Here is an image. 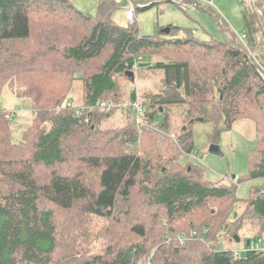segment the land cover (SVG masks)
<instances>
[{
  "label": "trees",
  "instance_id": "obj_1",
  "mask_svg": "<svg viewBox=\"0 0 264 264\" xmlns=\"http://www.w3.org/2000/svg\"><path fill=\"white\" fill-rule=\"evenodd\" d=\"M158 3L137 1L144 6L135 14ZM248 3L242 49L173 25L142 35L135 19L115 21L116 0H99L94 16L74 0H0V264H264L263 249L240 258L220 242L234 225L243 229L242 219L228 220L239 211L264 233V0ZM197 8L231 34L212 9ZM146 57L160 59L147 65L165 72L162 93L140 101L132 91L129 105L120 104L119 80ZM6 87L31 103L33 120L18 144L10 127L16 114L1 105ZM179 105L185 129L173 138ZM118 108L135 118L106 127ZM241 120L257 131L246 178L213 183L181 162L194 154L195 122L214 124L217 144ZM257 180L248 199L237 197L238 185ZM57 209L108 220L100 237L109 244L96 254L89 244L78 254L61 250Z\"/></svg>",
  "mask_w": 264,
  "mask_h": 264
},
{
  "label": "rangeland",
  "instance_id": "obj_2",
  "mask_svg": "<svg viewBox=\"0 0 264 264\" xmlns=\"http://www.w3.org/2000/svg\"><path fill=\"white\" fill-rule=\"evenodd\" d=\"M116 1L119 9L115 14V21L121 26H127L131 22L126 19V13L132 9L133 4L130 0ZM146 1L151 2L152 0ZM213 2L214 9L211 11H214L223 19L224 23L229 27L231 34L226 31L217 19V16L212 14L210 10L205 8L180 7V5H176L170 0H160L158 4L149 10L138 12L135 14V20L140 26L142 35H153L159 31V28L173 25L191 29L199 39L209 40L210 38H214L226 42L232 41L236 47L245 49L246 39L244 40L245 43L240 39L245 35L243 15L246 9L250 10L251 14L253 13L248 0H213ZM74 5L80 10L94 16L97 13L99 0H74ZM232 34L235 35V38H233ZM236 36L239 38L237 39ZM249 54L253 58L256 55L254 51H249ZM159 60L157 57H146L142 60V66L132 73V77H124L119 80L118 102L120 104L127 105L130 102V93L132 91L137 92L140 101L145 93H162L165 72L163 70L150 69L147 65ZM13 92L7 87L4 88L1 105L9 113L15 112L16 114L11 119L10 127L12 141L18 144L22 140L24 131L31 125L33 114L30 101L18 98ZM79 93V87L76 85L73 94H71L76 102L80 101ZM121 108H118L110 118L106 119L104 124L106 127L120 129L125 124L131 123V120L135 118L133 113L122 111ZM185 110L186 107L183 105L174 106L172 109L169 134L173 138L179 137L184 132L185 121L183 112ZM142 127L144 128L143 125ZM216 129L218 128L212 123L195 122L192 128L195 144L194 154L183 157L181 162L183 164L191 162L203 169L206 181L230 185L236 179H244L248 175V156L249 152L256 148L257 131L254 123L250 120H241L230 131H222L217 145L220 147L223 156L219 157L209 152L210 146L214 144L211 138L214 136ZM192 168L190 165L189 169L191 170ZM261 183L260 180H257L238 185L237 197L241 200L248 199L250 197V187L260 186ZM55 211L57 215L56 222L60 229L59 245L61 250L66 251V248H68V250L75 251L78 254L82 250L89 248L86 245L89 244L93 249L90 252L96 254L101 252L105 245L109 244L107 239L100 237V234L110 227L108 220L82 214L79 209L68 212L58 209ZM244 215L245 213L239 211L234 216L229 217L228 220L231 224L237 218L242 219L239 221V224H242L244 227L242 230L240 229L238 232H235L236 225H234L232 227L233 230L221 233L220 239L224 249L238 252V257L240 258H244L247 252L252 249V246L260 249L262 243H264V238H262L264 233H260V235L258 228L256 226L253 228V224H250V218ZM123 217L125 216L122 215L121 218ZM80 233L86 236L83 237ZM234 235H238L241 241L235 242L233 240ZM180 236L179 234L178 237ZM83 238L88 239L87 242ZM250 240L253 241L251 247L247 245V242Z\"/></svg>",
  "mask_w": 264,
  "mask_h": 264
},
{
  "label": "built area",
  "instance_id": "obj_3",
  "mask_svg": "<svg viewBox=\"0 0 264 264\" xmlns=\"http://www.w3.org/2000/svg\"><path fill=\"white\" fill-rule=\"evenodd\" d=\"M177 5H180L182 7H188V8H197L200 7V5L209 8V9H214V2L213 0H173ZM130 2L133 4V7L131 10L127 11L126 13V19L130 21L131 23L135 19V8L136 7H143L144 5H138L137 1L130 0ZM222 19V18H221ZM239 38V37H237ZM243 43H245V35L243 38H240ZM70 106V105H68ZM134 110L137 112L138 116L142 115L144 113V110L141 105L138 103H135L132 105ZM102 109H106L109 111L111 108L107 107L105 104L101 105ZM139 122V121H138ZM252 249H256L252 246ZM260 249H264V243H262V247Z\"/></svg>",
  "mask_w": 264,
  "mask_h": 264
},
{
  "label": "water",
  "instance_id": "obj_4",
  "mask_svg": "<svg viewBox=\"0 0 264 264\" xmlns=\"http://www.w3.org/2000/svg\"><path fill=\"white\" fill-rule=\"evenodd\" d=\"M167 33L170 32V28H166L165 30ZM130 76H132V73L129 74ZM209 152L213 155H216V156H219V157H222V153H221V150H220V147L217 145V144H212L210 146V149H209ZM190 170V169H189ZM235 242H240L241 239L238 235H234V238ZM247 245L249 246L250 245V242L248 241L247 242Z\"/></svg>",
  "mask_w": 264,
  "mask_h": 264
},
{
  "label": "crops",
  "instance_id": "obj_5",
  "mask_svg": "<svg viewBox=\"0 0 264 264\" xmlns=\"http://www.w3.org/2000/svg\"><path fill=\"white\" fill-rule=\"evenodd\" d=\"M153 1H154V2H160V0H152L151 2H153ZM227 32H228V31H227ZM228 33H229V32H228Z\"/></svg>",
  "mask_w": 264,
  "mask_h": 264
}]
</instances>
